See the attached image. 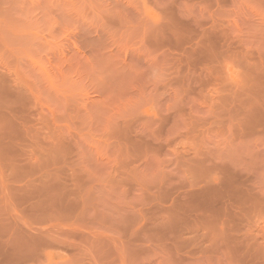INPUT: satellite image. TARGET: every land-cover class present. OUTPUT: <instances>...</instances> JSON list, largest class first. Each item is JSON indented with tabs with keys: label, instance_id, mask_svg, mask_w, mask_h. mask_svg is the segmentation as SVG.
Masks as SVG:
<instances>
[{
	"label": "rangeland",
	"instance_id": "374dc122",
	"mask_svg": "<svg viewBox=\"0 0 264 264\" xmlns=\"http://www.w3.org/2000/svg\"><path fill=\"white\" fill-rule=\"evenodd\" d=\"M0 264H264V0H0Z\"/></svg>",
	"mask_w": 264,
	"mask_h": 264
}]
</instances>
